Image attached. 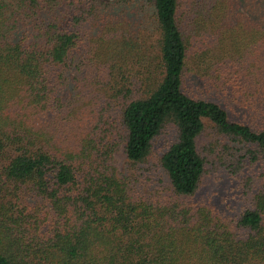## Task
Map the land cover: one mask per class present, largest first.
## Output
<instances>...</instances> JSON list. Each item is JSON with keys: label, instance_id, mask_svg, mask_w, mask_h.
Instances as JSON below:
<instances>
[{"label": "trees", "instance_id": "1", "mask_svg": "<svg viewBox=\"0 0 264 264\" xmlns=\"http://www.w3.org/2000/svg\"><path fill=\"white\" fill-rule=\"evenodd\" d=\"M204 118L260 168L233 219L190 199ZM167 124L145 195L114 155ZM263 168L264 0H0V264H264Z\"/></svg>", "mask_w": 264, "mask_h": 264}, {"label": "rangeland", "instance_id": "2", "mask_svg": "<svg viewBox=\"0 0 264 264\" xmlns=\"http://www.w3.org/2000/svg\"><path fill=\"white\" fill-rule=\"evenodd\" d=\"M237 9L240 11L239 6ZM150 13L151 8L145 3L141 10L142 17L140 16L143 27H150L147 23L151 20ZM203 123L204 128L198 135L197 141L199 145L201 144V153L205 157L204 170L198 187L190 199L197 202H212L222 213L228 214L233 219L242 207L249 205L250 192L260 181L258 178L260 168L246 165L237 175H233L229 168L235 164V156L242 152V148H239L240 144L223 137L218 142L219 134L215 132L211 123L205 118ZM174 136V127L170 124L165 125L153 139L151 157L137 163L134 170H129L128 165L126 166L121 148L115 152V163L119 169L127 173L141 174V176L135 174L139 192L149 195L164 194L169 191L168 178L157 161V156Z\"/></svg>", "mask_w": 264, "mask_h": 264}]
</instances>
